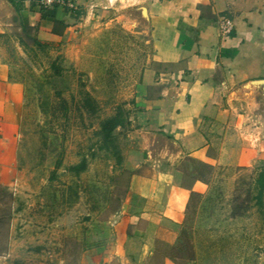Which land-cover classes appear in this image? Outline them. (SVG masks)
<instances>
[{
    "label": "rangeland",
    "instance_id": "rangeland-1",
    "mask_svg": "<svg viewBox=\"0 0 264 264\" xmlns=\"http://www.w3.org/2000/svg\"><path fill=\"white\" fill-rule=\"evenodd\" d=\"M125 1L104 13L78 11L68 29L58 26L62 38L47 42L41 7L25 14L0 0V63L25 98L18 181L0 185V264H109L131 176L105 147L101 124L119 112L133 116L153 55L145 12ZM129 130L114 132L119 151ZM83 161L85 171H70ZM262 165L214 170L184 161L211 190L192 198L179 233L161 232L158 261L264 264V203L247 201Z\"/></svg>",
    "mask_w": 264,
    "mask_h": 264
},
{
    "label": "crops",
    "instance_id": "crops-1",
    "mask_svg": "<svg viewBox=\"0 0 264 264\" xmlns=\"http://www.w3.org/2000/svg\"><path fill=\"white\" fill-rule=\"evenodd\" d=\"M15 1L17 10L32 11V0ZM63 1L57 19L68 24L64 7L104 13L119 0ZM133 1L145 9L153 55L122 143L131 180L109 264H176L158 261L161 232L179 233L192 193L205 198L211 190L183 162L214 170L264 162V0ZM43 26L45 41L62 38L51 23ZM24 99L0 63V185L8 189L18 181Z\"/></svg>",
    "mask_w": 264,
    "mask_h": 264
},
{
    "label": "trees",
    "instance_id": "trees-1",
    "mask_svg": "<svg viewBox=\"0 0 264 264\" xmlns=\"http://www.w3.org/2000/svg\"><path fill=\"white\" fill-rule=\"evenodd\" d=\"M15 8L17 6L15 0H8ZM40 0H32L31 1V10L35 12H39V8L41 7L42 10V19L51 23L53 25V34L59 35L61 32L58 31V26H62L65 29H68L67 24L65 22H62L57 19V14L59 10V5L55 4L52 6V8H46L44 6H40L39 4ZM19 9V8H18ZM66 12H70L71 16L74 18H78L82 15V12H78L72 9H69L68 7L63 8ZM38 25L35 26V29L38 30ZM37 44H40L38 41H36ZM130 123L128 120L126 121L124 115L122 113H117L115 116L108 118L101 124V130L100 135L103 138V141L105 143V147H113L115 150V155L117 157V163L119 165H122L123 162V156H122V150L119 151L114 143V132L117 129H123ZM205 168H210L207 165H202ZM86 169V162L83 161L81 164L73 166L70 168V171L75 173L76 175L82 173ZM255 179H254V186L251 192L248 194V200H255L258 206H263L264 203V165L256 167L254 169ZM202 177V176H201ZM203 178V177H202ZM194 196H199L196 193H192L191 200ZM240 196L235 199V201H239ZM245 202V201H244Z\"/></svg>",
    "mask_w": 264,
    "mask_h": 264
},
{
    "label": "built area",
    "instance_id": "built-area-1",
    "mask_svg": "<svg viewBox=\"0 0 264 264\" xmlns=\"http://www.w3.org/2000/svg\"><path fill=\"white\" fill-rule=\"evenodd\" d=\"M39 4L44 7H49L54 4L66 6V3L63 0H40Z\"/></svg>",
    "mask_w": 264,
    "mask_h": 264
},
{
    "label": "water",
    "instance_id": "water-1",
    "mask_svg": "<svg viewBox=\"0 0 264 264\" xmlns=\"http://www.w3.org/2000/svg\"><path fill=\"white\" fill-rule=\"evenodd\" d=\"M144 12H145V9H144Z\"/></svg>",
    "mask_w": 264,
    "mask_h": 264
}]
</instances>
